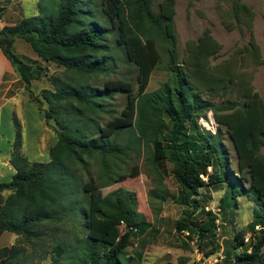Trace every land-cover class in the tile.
<instances>
[{
	"label": "trees",
	"instance_id": "16d2710c",
	"mask_svg": "<svg viewBox=\"0 0 264 264\" xmlns=\"http://www.w3.org/2000/svg\"><path fill=\"white\" fill-rule=\"evenodd\" d=\"M176 3L39 0L38 15L0 30V50L30 99L37 100L34 82H48L40 97L48 106L46 123L57 136L50 160L31 162L22 153L16 119L11 158L16 174L0 185V192H11L0 208V236L9 232L17 240L0 264H141V255L128 249L134 233L145 235L151 223L139 211L137 194L115 189L95 212L92 194L140 176L143 159L155 184L148 193L153 208L161 209L171 198L191 211L176 223L177 232L202 239L216 229L212 212L207 220H197L205 210L199 200L203 188L224 192V212L233 213L239 198L254 203L253 221L237 232L216 264H264V100L253 87V74L243 71L249 63L264 64L253 32L255 13L233 0L232 21L246 27L249 40L229 59L213 64L222 45L209 29L188 41L181 56ZM225 26L233 29L232 23ZM17 40L26 42L38 60L16 55ZM163 64L167 81L147 92L153 72ZM208 113L218 133L199 125ZM222 129L233 146L235 166ZM167 173L179 186L177 196L164 187ZM123 225L127 230L119 234Z\"/></svg>",
	"mask_w": 264,
	"mask_h": 264
},
{
	"label": "rangeland",
	"instance_id": "374dc122",
	"mask_svg": "<svg viewBox=\"0 0 264 264\" xmlns=\"http://www.w3.org/2000/svg\"><path fill=\"white\" fill-rule=\"evenodd\" d=\"M162 0H157V3ZM176 17L175 27L178 36V48L182 57L185 55L186 44L188 41H196L206 29H209L212 36L222 45L221 52L213 60V64L221 63L229 59L235 50L243 48L248 43L249 33L245 26L236 27L232 21L231 10L233 0H176ZM252 8L255 13L253 32L256 43L261 48L264 57V0H242ZM39 0H0V30L5 26H13L19 23L23 18L39 14ZM232 23L233 29L229 30L225 24ZM13 51L16 55L28 58L32 62L38 60L31 47L23 40H17ZM51 72H55L54 66L50 67ZM243 71L253 74V87L261 95L264 100V64L254 67L248 64ZM168 72L165 65L157 68L150 80L147 92H152L167 81ZM25 86V85H24ZM49 86L45 80L34 82L32 90L37 100L34 102L39 107L41 114H44L48 108L47 104L42 102L40 94L44 88ZM41 100V101H40ZM218 103V100L214 101ZM120 103L123 104L121 98ZM24 106V104H23ZM11 107L8 106L2 113V138L8 136L7 121ZM21 120L30 127L31 114L28 113L26 106L18 109ZM41 119H45L41 115ZM45 125V123H44ZM199 125L202 129L208 130L213 134L218 133L219 126L215 122L212 113H208L205 118L200 119ZM46 126V125H45ZM35 127V126H34ZM49 129L41 127L38 122V135H42L44 131V147L42 153H47L46 158H29L31 162H48L50 156L48 154L50 146L53 145L55 139L53 137V124H47ZM32 129V127H31ZM36 132V127L33 128ZM53 129V130H52ZM223 144L227 149L230 162L235 166V152L225 129L221 130ZM27 139L28 135L25 133ZM34 137V136H32ZM31 135H29V140ZM50 147V148H49ZM264 154V148L262 149ZM141 169L140 176L130 178L113 187L99 190L92 194L93 211L99 207L100 200L109 192L124 188L137 194L139 201V211L142 212L151 228L145 235L134 233L132 246L128 249L129 253L136 256L140 253L142 259L141 264H216L224 258V250L230 247V242L234 240L238 231H244L253 221L254 203L248 198H239L236 209L232 213L231 210L224 212L221 207V198L224 192L217 187L201 190L200 202L205 210L197 218L198 221L208 219V212L218 217L216 221V229L214 232L202 239L191 235L188 232H177L176 223L185 220L191 214V211L176 204L171 198L162 205V208H153L148 193L155 188L152 179L147 176L144 159L139 162ZM171 165H167V171L171 169ZM235 170V167H232ZM164 187L169 190L172 195L177 196L179 189L178 184L170 174L165 175ZM157 206V205H155ZM125 226L117 228L119 234L126 232ZM251 234L249 233L247 239ZM248 241V240H247ZM240 252V251H238ZM214 255L208 257V254Z\"/></svg>",
	"mask_w": 264,
	"mask_h": 264
},
{
	"label": "crops",
	"instance_id": "0c3cea01",
	"mask_svg": "<svg viewBox=\"0 0 264 264\" xmlns=\"http://www.w3.org/2000/svg\"><path fill=\"white\" fill-rule=\"evenodd\" d=\"M23 104L26 106L28 113L31 114L30 127L27 123L23 122L18 114V109H23ZM10 106L9 120L7 121L8 136L6 139L2 137V113L3 110ZM41 111L37 104L30 99L29 93L25 89L23 82L21 81L18 74L15 72L10 61L4 56L0 50V185L4 183H9L12 181L16 170L11 164V158L13 154V144L16 138V119L21 125L23 134V146L22 153L27 158H46V154L42 153V148L44 147V131L42 135H38V122L40 121L41 127L46 130L49 129L45 119H41ZM45 123V125H44ZM36 127V132L34 131ZM32 127V129H31ZM53 130V129H52ZM28 135V139L25 135ZM29 135L31 139L29 140ZM34 136V137H32ZM53 137L55 142L57 141V136L53 130ZM51 145L50 147H52ZM49 147V148H50ZM42 151V152H41ZM49 154V151H48ZM37 162V161H36ZM40 162V161H39ZM11 194L10 191L0 192V208L4 203L5 199ZM17 236L13 233L6 232L0 236V261L5 259L8 255L9 248L15 244ZM139 256L140 253H136Z\"/></svg>",
	"mask_w": 264,
	"mask_h": 264
}]
</instances>
